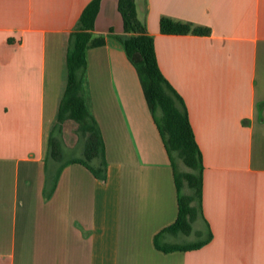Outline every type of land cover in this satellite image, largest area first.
<instances>
[{
	"label": "crops",
	"instance_id": "0c3cea01",
	"mask_svg": "<svg viewBox=\"0 0 264 264\" xmlns=\"http://www.w3.org/2000/svg\"><path fill=\"white\" fill-rule=\"evenodd\" d=\"M90 1L0 0V264H264V0H136L202 153V215L191 234L211 238L170 252L155 237L178 215L174 171L115 38L117 0L101 1L94 36L104 43L86 51L106 180L70 163L45 196L46 162L50 173L58 166L48 140L66 41ZM162 17L210 34H162ZM183 235L160 243L198 241H175Z\"/></svg>",
	"mask_w": 264,
	"mask_h": 264
},
{
	"label": "trees",
	"instance_id": "16d2710c",
	"mask_svg": "<svg viewBox=\"0 0 264 264\" xmlns=\"http://www.w3.org/2000/svg\"><path fill=\"white\" fill-rule=\"evenodd\" d=\"M102 0H91L83 9L75 28L70 32L64 51V86L59 98L56 117L48 140V160L58 166L53 173L46 162L45 196L49 198L63 168L70 163L84 165L100 181L106 180L107 163L101 130L91 111L87 80L86 51L100 46L104 38L94 36L95 20ZM123 33L115 38L123 45L129 62L135 68L147 106L169 156L178 193V215L175 222L156 235L155 243L165 252L197 249L211 238L189 244H161L164 233L189 235L193 223L202 215V153L195 138L184 100L162 74L154 47V38L144 21L138 17L136 0H117ZM160 32L166 35H209L206 27L191 26L169 17L159 21ZM110 32L112 30L110 29ZM70 124L76 144H82L80 156L65 158L64 133ZM180 164L185 170L180 169ZM198 237H202L200 233Z\"/></svg>",
	"mask_w": 264,
	"mask_h": 264
},
{
	"label": "rangeland",
	"instance_id": "374dc122",
	"mask_svg": "<svg viewBox=\"0 0 264 264\" xmlns=\"http://www.w3.org/2000/svg\"><path fill=\"white\" fill-rule=\"evenodd\" d=\"M73 126L70 124L67 131L64 133V156L66 158L72 157V156H80L82 152V144L77 143L76 144V135L73 131ZM180 169L185 170V167L180 164ZM198 240L194 234L190 235H183L180 236V238L175 239L176 242H193Z\"/></svg>",
	"mask_w": 264,
	"mask_h": 264
}]
</instances>
